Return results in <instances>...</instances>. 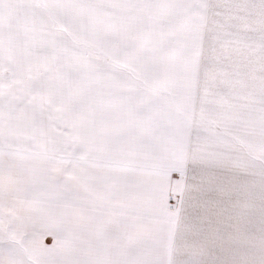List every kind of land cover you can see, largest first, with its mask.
<instances>
[{"label":"snow or ice","instance_id":"6c2138e0","mask_svg":"<svg viewBox=\"0 0 264 264\" xmlns=\"http://www.w3.org/2000/svg\"><path fill=\"white\" fill-rule=\"evenodd\" d=\"M0 264H264V0H0Z\"/></svg>","mask_w":264,"mask_h":264}]
</instances>
